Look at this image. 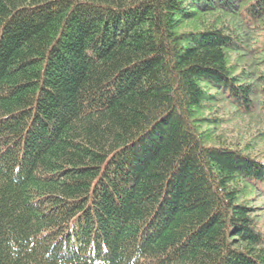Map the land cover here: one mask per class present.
<instances>
[{"label": "trees", "instance_id": "16d2710c", "mask_svg": "<svg viewBox=\"0 0 264 264\" xmlns=\"http://www.w3.org/2000/svg\"><path fill=\"white\" fill-rule=\"evenodd\" d=\"M264 0H0V264H264ZM191 22L188 30L184 23Z\"/></svg>", "mask_w": 264, "mask_h": 264}, {"label": "rangeland", "instance_id": "374dc122", "mask_svg": "<svg viewBox=\"0 0 264 264\" xmlns=\"http://www.w3.org/2000/svg\"><path fill=\"white\" fill-rule=\"evenodd\" d=\"M191 26V22H186L181 27V31L188 30ZM247 28L249 31L252 30L253 36L261 46L264 40V21L249 25ZM217 133L224 142L236 147L247 144L252 154L264 161V116L258 110H254L249 116L232 117L221 125ZM251 206L255 208L258 228L264 234V184L258 186L256 193L252 195Z\"/></svg>", "mask_w": 264, "mask_h": 264}]
</instances>
